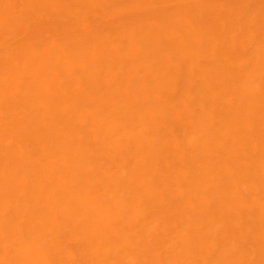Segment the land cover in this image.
<instances>
[{
    "label": "bare ground",
    "instance_id": "bare-ground-1",
    "mask_svg": "<svg viewBox=\"0 0 264 264\" xmlns=\"http://www.w3.org/2000/svg\"><path fill=\"white\" fill-rule=\"evenodd\" d=\"M0 264H264V0H0Z\"/></svg>",
    "mask_w": 264,
    "mask_h": 264
}]
</instances>
